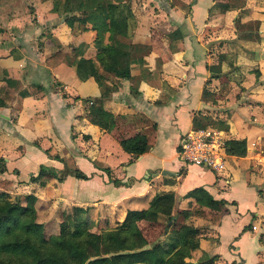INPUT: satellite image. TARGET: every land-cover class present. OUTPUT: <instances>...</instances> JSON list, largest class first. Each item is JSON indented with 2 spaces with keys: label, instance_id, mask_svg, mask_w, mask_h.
<instances>
[{
  "label": "crops",
  "instance_id": "0c3cea01",
  "mask_svg": "<svg viewBox=\"0 0 264 264\" xmlns=\"http://www.w3.org/2000/svg\"><path fill=\"white\" fill-rule=\"evenodd\" d=\"M62 1L0 0V191L32 195L48 229L76 217L93 230L169 193V220L138 223L148 245L172 242L185 223L199 229L188 261L264 264V0H117L132 14L123 41L137 47L122 77L95 59L106 37L62 21ZM56 52L61 62L48 66ZM78 59L91 61L99 84L78 73ZM97 104L114 118L109 129L87 116ZM194 120L244 140V155L225 152L218 172L183 162ZM136 133L146 139L139 155L119 144ZM65 167L85 178L38 176ZM198 189L224 202L218 223L182 218L207 211ZM142 225L158 237L149 241Z\"/></svg>",
  "mask_w": 264,
  "mask_h": 264
},
{
  "label": "trees",
  "instance_id": "16d2710c",
  "mask_svg": "<svg viewBox=\"0 0 264 264\" xmlns=\"http://www.w3.org/2000/svg\"><path fill=\"white\" fill-rule=\"evenodd\" d=\"M61 6L63 9L60 14L66 25L72 27L76 24L81 29L89 25L98 41L106 37L107 42L95 59L104 70L119 77L125 76L131 56L137 50L136 46L123 41L127 21L132 16L125 1L63 0ZM58 62H61L59 52L46 60L48 66ZM76 70L81 75L93 77L99 84L100 77L90 60L78 59ZM87 116L104 129H109L114 122L112 115L99 104L88 107ZM194 122L192 129L208 128ZM119 144L125 152L134 155L146 149V139L141 133L122 138ZM225 152L234 156L244 155V140H227ZM66 175L85 178L77 169L67 167L59 172L49 170L48 173H41L40 170L38 174L44 178L57 179ZM7 184L0 181V188L4 189ZM198 193L194 201L197 205H204L207 211L187 209L182 213V218L199 216L211 223H218L217 212L224 202L212 199L202 189H198ZM34 201L32 195H25L21 199L0 191V264H210L213 260H187L198 248L199 229L185 223L174 226L172 242L148 245L138 223L155 220L157 214L165 215L169 220L173 206V198L169 193L155 194L145 209L127 210L121 222L113 227L93 230L76 217L64 218L58 223L57 232L47 236L43 233V225L36 221Z\"/></svg>",
  "mask_w": 264,
  "mask_h": 264
},
{
  "label": "built area",
  "instance_id": "2783aa9c",
  "mask_svg": "<svg viewBox=\"0 0 264 264\" xmlns=\"http://www.w3.org/2000/svg\"><path fill=\"white\" fill-rule=\"evenodd\" d=\"M225 142L224 135L217 129H190L183 136L178 154L187 164L218 172L226 155Z\"/></svg>",
  "mask_w": 264,
  "mask_h": 264
},
{
  "label": "rangeland",
  "instance_id": "374dc122",
  "mask_svg": "<svg viewBox=\"0 0 264 264\" xmlns=\"http://www.w3.org/2000/svg\"><path fill=\"white\" fill-rule=\"evenodd\" d=\"M14 198H16V196H14ZM36 221H37V217H36ZM37 222L40 223L39 221H37ZM141 228H142V231L144 232V234L147 236V239L149 241H151L152 239L158 237L159 229H146L145 225H142ZM56 232H57L56 226H55L54 229H52V228L48 229V227L43 225V233H44L45 236H47L49 234H55Z\"/></svg>",
  "mask_w": 264,
  "mask_h": 264
}]
</instances>
